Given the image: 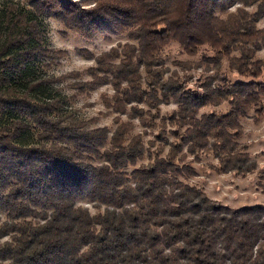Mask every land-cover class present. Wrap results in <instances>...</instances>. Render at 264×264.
<instances>
[{"label":"trees","instance_id":"16d2710c","mask_svg":"<svg viewBox=\"0 0 264 264\" xmlns=\"http://www.w3.org/2000/svg\"><path fill=\"white\" fill-rule=\"evenodd\" d=\"M23 1L30 16L6 1L0 18V264H264V203L230 207L180 178L194 175L199 153L217 172L255 168L237 138L249 109L255 119L264 112V0ZM37 16L85 39L123 31L131 42L97 54L86 79L72 70L33 76L32 62L48 68L63 54L45 46ZM170 41L186 55L206 46L215 72L224 57L243 78L205 75L189 87L159 55ZM64 79L77 92L110 84L101 97L115 114L110 130L63 113L56 96H28ZM222 101L224 112L197 114ZM168 102L175 108L160 114ZM134 118L157 128L154 149L131 132Z\"/></svg>","mask_w":264,"mask_h":264},{"label":"rangeland","instance_id":"374dc122","mask_svg":"<svg viewBox=\"0 0 264 264\" xmlns=\"http://www.w3.org/2000/svg\"><path fill=\"white\" fill-rule=\"evenodd\" d=\"M6 1L16 3L19 8L26 11L30 16L32 12L23 0H0V18L1 9ZM235 5L228 8L233 10ZM252 10L253 7H248ZM38 21L44 31V44L47 47L58 49L63 54L52 62L50 67L46 68L41 62H32L30 64V74L33 76H58L59 74L68 71H79L81 77L86 79L87 76L82 74L85 68L94 64V57L102 51H106L110 46H118L117 43L131 42L127 39L123 31L120 32H103L95 35L90 39L80 37L77 33L66 30L61 22L52 16H37ZM264 19L257 22V26H262ZM4 36L3 25L0 19V42ZM77 50H82L78 53ZM87 54L82 55L85 53ZM263 49L256 52L257 57L263 56ZM159 55L164 61V65L168 67L169 71L176 70V72L186 80L189 87H194L196 83L205 75H220L225 76L234 81L242 79L235 72L229 71L225 58L220 60V69L215 72L211 68V62L204 58L203 55H211V51L206 46H201L198 51L192 55L182 53L173 41L168 42L159 52ZM176 62H182V67H178ZM71 79H64L58 81L57 84L51 86H43L28 96L35 95L40 98H47L50 96L58 97L62 102L63 113H70L73 117L88 119L91 126H106L109 130L113 127L112 117L115 115L105 107L101 97H109L112 93L110 84H102L94 87L91 90L77 92L69 87ZM14 90L21 92L24 88L23 82L15 83ZM175 108L173 102L167 104H159V113L168 114ZM227 109V103L222 101L217 106H204L200 108L197 114L203 111L213 110L214 112H224ZM125 117L122 115L121 119ZM133 130L131 132H138L142 136V140L150 141L153 145H149L150 150L155 148L158 141L153 138V133L157 128L139 125L137 119H131ZM241 127V135L237 138L239 142L246 145V150L249 157L255 161V168L251 172L245 174H236L232 171L217 172L212 166L215 165V158L209 153H199L198 158L191 161L190 165L193 167L195 173L191 176H181L180 178L188 183L200 187L204 193L212 199L217 200L221 204L230 207L247 206L257 203H264V112L257 119L253 118V111L249 109L245 116L239 120ZM168 126H166L167 128ZM169 135V134H166ZM170 139V136H167ZM34 142V131L29 129L26 132V142ZM166 145L163 146L166 149ZM185 159L188 161L191 156L186 155ZM143 157L137 161V164L146 162ZM130 168V167H129ZM76 204L87 207L92 212L94 208L92 202L84 198L76 199ZM3 218V213H0V220ZM264 247V241H263Z\"/></svg>","mask_w":264,"mask_h":264}]
</instances>
